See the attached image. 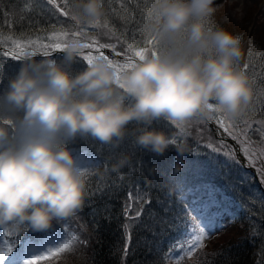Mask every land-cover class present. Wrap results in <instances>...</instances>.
<instances>
[{"label": "clouds", "instance_id": "9594fccd", "mask_svg": "<svg viewBox=\"0 0 264 264\" xmlns=\"http://www.w3.org/2000/svg\"><path fill=\"white\" fill-rule=\"evenodd\" d=\"M150 3L153 43L119 73L104 60L73 71L85 50L79 38L66 41L59 60L30 58L6 77L0 68V229L43 232L75 217L91 175L121 174L130 163L122 152L85 169L70 147L77 139L117 149L131 135L139 149L163 156L172 146L183 157L187 141L173 142L154 122L188 127L217 112L234 121L246 112L253 93L238 67L240 40L206 23L214 0ZM71 8L81 25L105 15L104 0H71Z\"/></svg>", "mask_w": 264, "mask_h": 264}, {"label": "trees", "instance_id": "16d2710c", "mask_svg": "<svg viewBox=\"0 0 264 264\" xmlns=\"http://www.w3.org/2000/svg\"><path fill=\"white\" fill-rule=\"evenodd\" d=\"M104 7L105 15L101 20L109 25L108 28L116 37L111 40L113 44L119 38L122 40L126 38L134 49L143 47L146 44L149 39L146 34V24L151 13L150 0H139V2L129 0L128 3H121V0H104ZM17 8L23 11L19 20L9 12V9ZM67 10L69 15L73 16L71 0L67 5ZM60 15V11L55 6L49 5L47 0H0V27L2 28H7L10 24L13 27L14 24L15 26H21L27 34H30L29 25L34 21L49 26V30H55V28L65 29L72 26L69 17L66 16L67 21H64L57 18V16L61 17ZM133 16H135V23L131 22ZM212 20L214 19L210 17L206 23L213 28L222 29L238 37L240 42L243 40L242 32H235L229 28L217 26L215 25L216 20L215 23H212ZM93 25H87L86 27L80 24L76 29L81 33L88 28L91 32L86 31L87 39L109 45L111 36L109 29L94 27ZM61 56L54 58L59 60ZM28 59L30 58L14 60L10 57L11 61L5 64L1 61L0 56V66L3 67L5 77L13 75L20 63ZM246 65L247 67H245ZM238 67L240 66L238 65ZM240 68L250 78L253 95L249 107L239 119L243 121L250 119L253 123L262 121L264 120V49L255 37L250 38L248 41L245 63ZM72 70L78 71L79 69L76 70L72 67ZM217 114L214 117L218 116ZM219 115L221 116V114ZM223 117L229 119L222 113ZM198 122V124L194 123L193 126L201 127L211 137H214V131L207 122ZM129 128L131 129L132 125H129ZM180 129H183V127ZM189 130L196 131L194 128H188L187 131ZM176 134H179L177 130ZM205 136L204 132L199 135L194 132L189 138H197L199 142L201 138L204 140ZM131 139V135L126 136L124 142L117 149L102 145L90 137L77 139L74 144L70 145L72 148L84 145L90 147L98 153L101 164L109 157L114 159L116 155L122 152L130 154L131 160L121 170V174L111 173L110 176L105 175L103 178L91 175L87 180L88 195L83 209L73 218L54 222L53 226L47 231L35 233V236H38L47 232H61L63 228H66L71 231V234H74L73 238L69 236L67 239V248L60 255L62 259L51 264H164L163 254L175 238H169L172 232L163 225L164 221H161L158 218L159 214H154V211L158 202L159 211L161 210L165 199L159 198L157 191L142 190L141 185L145 184L144 167L136 158L142 155L144 150L134 147ZM201 146L205 151L209 149L205 144H201ZM166 153L172 158L170 161L173 164L177 162L179 167L187 168L189 175L195 179V182H218V178L224 171V168L211 169L208 167L206 163L208 154L197 153L196 156H202L195 158L191 154L192 152H189L183 157H178L175 148L172 146L169 147ZM161 171L162 168L159 167V172L161 173ZM242 171V167L238 168L234 178L231 173L227 174L226 180H234L231 184H233L235 192H244L252 186L254 180L252 178L250 181L240 182L239 177H241ZM109 186L117 191L112 196L108 194L107 189ZM137 190L142 194H146L148 202L141 209L136 203L134 207L136 210H133V208V211L128 214L127 220H125L127 206L131 205L132 208L136 200V198L130 200V195ZM137 212L141 213L138 218L136 217ZM125 225H127V228ZM28 231L31 234V231ZM6 232L9 235L3 237L5 240L14 239L17 234V232L9 230ZM252 237L246 233L237 241L238 246L223 245L215 250L204 252L184 264H262L248 259L252 249L249 245L258 243V239L262 238V236Z\"/></svg>", "mask_w": 264, "mask_h": 264}, {"label": "rangeland", "instance_id": "374dc122", "mask_svg": "<svg viewBox=\"0 0 264 264\" xmlns=\"http://www.w3.org/2000/svg\"><path fill=\"white\" fill-rule=\"evenodd\" d=\"M213 7L215 11L211 16L214 19L211 21L212 23H215L216 20L215 25L217 26H223L235 32H242V34L244 35V39L247 40H245V42H248L250 38L255 37L256 40L260 41L261 46L264 47V0H236V2L234 0H214ZM9 12L12 15H15L18 20L21 17V14L23 13V11L19 8L9 9ZM60 16L61 17L57 16V18L60 20L67 21L65 18L66 16ZM67 17L70 18L71 16L69 15ZM70 24H72V26H68V28L65 29L55 28V30H49V26L34 21V23L32 22L29 25L31 29L30 34H27L24 31L25 29L21 26H15L14 24L13 27L11 26V24L7 28L0 27V33H2V36H0V53H2L3 51H11L14 49L13 41L8 39L9 37H12L13 40L19 41L25 45L22 50H16L17 54L21 55V59L35 58L38 60L43 57H52V54H57L62 51H52L49 55L45 56L43 54L45 49H43L41 45L49 43V41H47L45 38L50 35L53 31H67L70 33L79 32L76 28L80 24L76 20H71ZM85 26L87 27V25ZM71 29L73 30L70 31ZM86 31L91 32L90 29L86 28L82 31L83 35L80 34V38L78 36H74L71 38H79L84 43H91V39L86 38ZM109 32L111 33L109 45H115V51H113L111 47H106L107 50L104 51V53L102 54L112 60L116 71L119 73L120 71L124 70L123 65L127 61L128 56H117L113 54V52H121L125 55L130 56L132 54L127 52V46L122 42L123 40L121 38L118 39L121 42L118 43L117 41L113 44L111 40L116 37L113 36L110 29ZM37 40L40 43H28L29 41ZM147 47H149V45H146L144 48L141 49L144 51ZM245 48L241 51L242 57L239 61L240 64H242L244 61ZM89 51H91L94 56L98 55L92 49H85L84 53H87ZM33 52L36 54L33 55ZM0 56L1 61L5 64L11 61V56H4L2 54H0ZM83 62L84 64L86 63L85 61ZM0 68L3 69V67L1 66ZM219 114L222 113L219 112L217 115L220 116ZM223 120L224 123L227 124V127L229 129L234 131H239L240 129H243L244 131L249 133L251 137L249 141V147L251 152H264V143H261L262 134L259 132V128L261 126H264V120L256 121L254 123L250 119H247L248 121L238 119L239 122H237L238 120L234 121L223 117ZM210 121H213V126L215 127L213 130L214 137H211V135H209V133H207L201 127H198L197 125L196 127H194L193 124H198V121H194L188 127L174 125L170 122H166L163 120L156 121L154 123V125L158 126V129H161L165 132H174L177 130L179 134L186 136H192L193 132H195L196 135H199L204 132L206 134V138H204V140L203 138H201L199 140V143L205 144L209 148L207 150L208 155L206 159L208 167H212L213 169L219 167L224 168V171L218 178L217 182V184H220L224 187H213L212 189L204 190V192H199L198 194L193 195L190 201L188 199L189 203L187 207H189V210H191L190 215L192 217L188 220V223L192 230V243L188 246H185L184 248L171 250L167 257V264H179L181 259L189 256V253L195 247H192V245H196L202 238L201 233L206 239H209L213 237V234L215 232L214 230L219 229V224L221 223V221H217L215 216L213 223L210 226L205 227L201 223L200 218L196 215L194 209L200 208L204 203H209L211 205L209 208V213H212L215 208L221 207L232 214L229 221L234 222L233 224L235 227L230 230V236L228 239L224 238L216 242H219V245H223L225 243V240L236 241V239L241 238L244 234H249V229L251 228H255L260 232V237L262 236V238L258 239V243L249 245L252 247V249L250 250L251 255L248 257V259L253 262L257 261L259 263L264 264V177L261 176L258 167H249L252 169L251 171H246L243 169L241 173V179H243L242 182H244L245 180L250 181L251 178L254 179L252 182V186L249 187L251 191L247 190L245 192H240L238 197H235L234 199L225 191L226 183L232 181L226 180L227 174L231 173L232 177L234 178V174L236 173L238 168L242 167L241 163L239 162L240 157L238 153H236V149L241 153L246 166L247 160L245 155L241 151L242 144L236 139H233L232 135L229 134V131H226L225 128L217 122V120H214V118H212L209 120V122ZM181 127H183V129H180ZM188 128H194L196 131H187ZM194 139L195 140L191 142L187 141V143L191 150L200 151L197 148V145H193V143H198L197 138ZM74 154L77 156L78 162L81 167L85 169L89 165L98 164V161L95 159L94 156L95 154H93L92 152H88L85 149L79 150ZM212 201H215V203L213 204ZM4 231H6V229H1L0 237H3L2 233H4ZM69 236H72L73 238L74 234H71V232L65 229L61 232L60 237L58 238H55L53 236L43 238L40 240V246L34 249V251L40 252L44 249L46 250V246L54 248H63L65 245H67V239ZM3 246V244H0V248H3ZM190 247L191 251H189Z\"/></svg>", "mask_w": 264, "mask_h": 264}, {"label": "snow or ice", "instance_id": "6c2138e0", "mask_svg": "<svg viewBox=\"0 0 264 264\" xmlns=\"http://www.w3.org/2000/svg\"><path fill=\"white\" fill-rule=\"evenodd\" d=\"M129 0H121V3H128ZM139 2V0H137ZM47 3L49 5H53L57 8V10L60 11V14L63 16H69V12L67 10V5L69 3V0H47ZM71 20H76L74 16L70 17ZM132 23H135V16L132 17ZM94 27H103L108 28L109 25L105 22H102V20H98L94 25ZM79 32H67V31H53L50 35H48L45 39L49 41V43L42 44L41 47L45 49L44 55L47 56L52 51H62L63 48L66 45V41L74 36H79ZM0 36H2V33H0ZM9 40H12L14 43V49L11 51H3L2 55L4 56H11L14 60L21 59V55L17 54L16 50H22L25 45L22 44L19 41L13 40L12 37L8 38ZM121 42L118 40V43ZM127 46V52L131 53V56H128L127 61L124 63L123 68L126 69L128 66H131L135 63L136 60L142 58L143 50L142 49H134L133 46L128 42V40L125 38L122 41ZM29 44H38L40 43L37 41H29ZM153 41L150 39L148 40V44L151 45ZM104 47H111L113 51H115V45H104L100 44L98 42H92V43H84V49H92L97 53L98 55H93L91 51L84 53L82 56V60L91 63L92 61L96 59L107 61L109 64L113 65L112 60L104 56L102 54V49ZM35 55L36 53H32ZM116 55H121L119 52H115ZM247 67V65L245 66ZM219 113V112H218ZM214 119L217 120L218 123L221 124L222 127L225 128L226 131H229V134L232 135L233 139H236L238 142L242 144L241 151L246 157L247 160V166L248 167H258V170L262 177H264V152L260 153H253L250 151L249 147V141L251 139L248 132L244 131L243 129H240L239 131L231 130L227 127V124L224 123V120L221 116H216ZM259 132L262 134L261 143H264V126H261L259 128ZM173 142L176 141V139H172ZM259 158V159H258ZM189 193L193 192V189L188 190ZM183 198V197H182ZM214 204L215 201H212ZM209 203H204L202 206L198 209H194L196 212V215L200 218L201 223L208 227L213 223L214 215L215 214H209ZM131 212V205H128L125 210V215L128 216V214ZM141 215L140 212L136 213V217L138 218ZM127 228V225H125ZM35 233L31 231V234H29L28 230H25L24 233H17L15 235L14 239H8L5 240L3 237H7L9 234L7 232L3 233V237H0V244H3V248H0V264H51L53 259L57 256H59L63 251L66 250L67 245H65L63 248H54V247H48L46 246V250L37 252L34 251V249L38 248L40 246V240H38L35 236ZM86 243V242H85ZM195 244L192 245L194 247ZM189 251H191V247L189 248Z\"/></svg>", "mask_w": 264, "mask_h": 264}, {"label": "bare ground", "instance_id": "6f19581e", "mask_svg": "<svg viewBox=\"0 0 264 264\" xmlns=\"http://www.w3.org/2000/svg\"><path fill=\"white\" fill-rule=\"evenodd\" d=\"M235 2H236V0H234ZM108 190V194L110 195V196H112V194H115L117 191L116 190H114V189H112L110 186H109V188L107 189Z\"/></svg>", "mask_w": 264, "mask_h": 264}, {"label": "water", "instance_id": "95a60500", "mask_svg": "<svg viewBox=\"0 0 264 264\" xmlns=\"http://www.w3.org/2000/svg\"><path fill=\"white\" fill-rule=\"evenodd\" d=\"M239 157H240V159H241V161H242V163H243V158H242V156L239 154ZM246 169H251V168H248V167H245Z\"/></svg>", "mask_w": 264, "mask_h": 264}]
</instances>
